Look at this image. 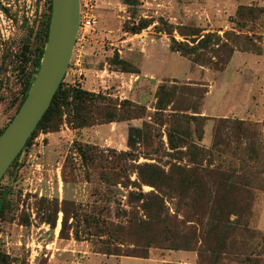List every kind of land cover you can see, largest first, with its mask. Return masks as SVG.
<instances>
[{
	"label": "rangeland",
	"instance_id": "rangeland-1",
	"mask_svg": "<svg viewBox=\"0 0 264 264\" xmlns=\"http://www.w3.org/2000/svg\"><path fill=\"white\" fill-rule=\"evenodd\" d=\"M91 3L94 25L77 35L73 53V60L80 55V73L70 63L62 87L100 94L117 108L118 119L126 120L76 130L64 111L56 131L35 133L0 180V254L5 264H122L127 257L94 252L100 243L83 218L101 217L126 226L131 207L144 219L140 206L148 204L151 193L163 201L162 233H152L155 238L147 249L151 264L173 261L180 253L192 255L197 264H264V16L240 23L236 17L240 6L264 7V0ZM49 4L51 0H0V131L14 116L31 76L41 43L37 34ZM142 19L150 22L146 29L138 34L125 31ZM166 31L190 46L199 36L222 38L227 33L233 52L221 71L213 69L219 59L210 50L209 64L200 66L170 51ZM240 34L250 41L234 39ZM115 58L138 73L119 72ZM98 70L107 79L97 85ZM106 71L114 74L108 77ZM160 87L174 94L172 103L162 102V110L156 98ZM209 92V100L236 97L243 108H228L233 113L226 112V117H221L224 108L206 113ZM173 103L183 111H172ZM174 117L181 120L178 125L171 124ZM120 123L128 127L116 128ZM130 128L148 137L132 150L126 144ZM84 145L92 162L79 156L77 148ZM197 149L201 153L195 157ZM123 152L134 161H125L128 171L122 176L133 182L136 170L129 165H154L165 174L159 192L105 181L117 170L115 157ZM193 171L200 184L196 188L188 184ZM193 188L197 193L191 194ZM223 218L231 230L216 225ZM173 235L186 237L193 250L169 249ZM127 238L128 244L120 246L123 251L135 248ZM215 238L225 244L210 254ZM134 259L139 263L133 264H148L143 261L147 259Z\"/></svg>",
	"mask_w": 264,
	"mask_h": 264
},
{
	"label": "trees",
	"instance_id": "trees-1",
	"mask_svg": "<svg viewBox=\"0 0 264 264\" xmlns=\"http://www.w3.org/2000/svg\"><path fill=\"white\" fill-rule=\"evenodd\" d=\"M48 15L46 16V20L41 25V31L38 32L39 41H41L40 46L36 49L35 56L32 61V72L31 76H29L24 83L23 93L21 95V99L19 104L16 107L15 113L19 109L23 100L26 97V94L30 88V85L37 73L39 68V62L41 59L43 47L46 42L48 25L50 19L51 12V4L48 7ZM264 16V7H243L240 6L237 9L236 17L240 22L248 21L253 22L259 17ZM150 25L149 21L144 19L140 20L135 28H130L129 30H125L130 34H138L143 29H146ZM165 34L170 36V51L179 53L184 57H188L190 61L194 64L205 66L208 65L210 60L206 58L207 51L210 50L214 55L218 54L219 61L215 62L216 68H213L216 71H221L226 65L232 54V47L228 45V34L223 33V37L216 34H205L197 37L194 41L191 42V46L184 42H178L171 37V31H166ZM191 36H197V34L193 33ZM234 39H241L243 43L246 41H250L249 36L247 35H234ZM216 47V48H212ZM236 47V46H235ZM212 48V49H211ZM254 51V50H252ZM256 52V50H255ZM259 50H257V54ZM225 54L224 58H220L219 55ZM223 56V55H222ZM216 56H214L215 58ZM113 62L119 66V72L122 73H134L138 72L131 68L127 62L115 58ZM217 65H221L218 67ZM157 98V109L162 110V102L166 101L167 104L172 103L174 99V94L171 90L165 89L164 87H160L156 93ZM106 98L102 97L100 94L95 95L86 90L80 89L78 87H67L63 88L62 83L58 87L48 110L43 115L42 119L38 123L35 131L32 133L31 137L28 139L25 147H27L31 140L33 139L35 133L39 130H42L44 134L48 132H53L57 130V120L61 118V115L64 111H67V115L69 116V122H71L74 129L79 130L85 127H90L93 125L107 124L112 122H121L126 119L119 118L118 119V111L117 108L114 107L110 101L107 103ZM126 102L123 103V105ZM172 111L179 112L183 111L178 106H172ZM191 109L192 108H188ZM15 115V114H14ZM13 118V117H12ZM11 118V119H12ZM183 118V117H181ZM9 120V122L11 121ZM194 119V118H192ZM181 120L178 117H174L171 124L178 125ZM8 122V123H9ZM226 122V121H223ZM7 126V125H6ZM5 126V127H6ZM4 127V128H5ZM4 128L0 131V134L4 130ZM216 131V130H215ZM169 139V143L171 144V136L170 133L167 135ZM147 133H144L143 130L130 128L127 135V147L132 150L136 143H144L147 141ZM217 146L216 141L213 143V148ZM84 147V149L82 148ZM77 151L79 156L85 162H92L93 157L91 154H88L90 151L87 145L78 146ZM198 153H194L195 157L200 155L201 150H196ZM131 154L120 153L117 157H115L117 161V165L114 167V172L110 174V177L104 178L107 183L111 185H121L123 187L133 186L136 188H141L142 185L150 186L154 188L157 192L160 191V185L163 184V179L165 178V174L154 165L150 164H141V165H129L130 167L136 170V179L133 182L129 181L128 176H122L123 173L128 171V166L125 164V161H134V159H129ZM132 157V156H130ZM17 161V158L12 162L10 167H12ZM197 164V163H195ZM129 167V168H130ZM193 179L188 180V184L192 187H197L199 184V180L197 178L196 171L191 172ZM103 179V180H104ZM196 182V183H195ZM195 187V188H196ZM232 190H237L235 186H230ZM195 188L191 189V194L197 193ZM134 195V194H130ZM151 199L148 204L142 203L140 206L142 212L144 213V219L137 218V215L134 214L135 208L131 207L129 212V217L127 219L126 226H122L119 224H114L112 222H108L104 218H95L93 216H84L83 222L87 226L90 225L93 230V236L98 238L100 243L99 247L95 249V253L106 255V256H124V257H132V258H140L147 259L148 252L147 249L150 247L153 237L152 233L160 234L162 232H158V227L162 224L161 216L163 209V201L160 197L150 194ZM247 196V195H246ZM249 211L248 208L245 209L244 213L247 214ZM2 212V207H0V214ZM136 213V212H135ZM229 215V214H228ZM218 224L221 225L222 230L224 232L231 230L227 227V221L225 218L217 221ZM62 231V230H61ZM151 234V235H150ZM74 237L77 238V232H75ZM127 237H131V245L135 248L133 250H121L120 246L124 244H128L125 239ZM104 238V239H103ZM155 238V237H154ZM179 239V243L176 244L175 240ZM193 239V238H192ZM214 247L211 249L210 254L217 253V249L219 246H224L223 241H219L217 238L214 240ZM168 249V248H167ZM169 249L179 250V251H191L193 250L191 247V243L187 240V238L180 237L179 235H173L171 240V245H169ZM199 257H201L199 255ZM6 258L4 255L0 254V264H5Z\"/></svg>",
	"mask_w": 264,
	"mask_h": 264
},
{
	"label": "water",
	"instance_id": "water-1",
	"mask_svg": "<svg viewBox=\"0 0 264 264\" xmlns=\"http://www.w3.org/2000/svg\"><path fill=\"white\" fill-rule=\"evenodd\" d=\"M80 23V0H51L39 68L19 109L0 134V180L25 147L64 79Z\"/></svg>",
	"mask_w": 264,
	"mask_h": 264
},
{
	"label": "crops",
	"instance_id": "crops-1",
	"mask_svg": "<svg viewBox=\"0 0 264 264\" xmlns=\"http://www.w3.org/2000/svg\"><path fill=\"white\" fill-rule=\"evenodd\" d=\"M234 57H236V55H234L232 59H234ZM94 72H96V71H94ZM106 72H107V76L108 77H110L112 74H114V72H110V71H106ZM97 76L100 77L101 80L100 81L94 80V83H96L98 85V84H101L102 82L103 83L106 82L107 78L104 77V72L103 71L98 70L97 71ZM209 95H210V92L207 94V97L205 98L206 99L205 103L208 104V107L206 109V113H208L210 108L213 109V110H216L218 108H224V111H223V114H221V117H226L227 116V114H225L226 112L233 113V112H236L237 110L243 108V107L241 108V104L239 103V100L236 97H234V98L231 97L228 100H225L224 98H220V99L216 98L214 100H209L208 99ZM228 108H234L235 110H233V112H232V110L228 109ZM242 114L246 115L247 112L246 111L245 112L242 111ZM241 116L243 117L244 115H241ZM205 117L211 118L213 116L210 115V114H208V115L206 114ZM102 127H110V126H102ZM115 127L116 128H120L121 130H123L125 127H128V126H126V124L120 123V124H115ZM207 133H208V131H207ZM263 207H264V195L261 198L260 214H261V212L263 210ZM143 261H144V263H148V264H151L153 262V260L151 258H149L147 260H143ZM121 263L122 264H133V263H139V262L137 260H135L134 258L132 259V258H128L127 257V258L123 259L121 261ZM160 264H197V263H196V258L193 257L192 255H188V254H185V253L184 254L180 253L179 257L177 259H174L173 261H166L165 263H163L161 261Z\"/></svg>",
	"mask_w": 264,
	"mask_h": 264
},
{
	"label": "built area",
	"instance_id": "built-area-1",
	"mask_svg": "<svg viewBox=\"0 0 264 264\" xmlns=\"http://www.w3.org/2000/svg\"><path fill=\"white\" fill-rule=\"evenodd\" d=\"M93 6L91 3V0H80V23H79V29H78V34L79 33H84L85 31H87L88 29H91L94 25V16H93ZM77 39V38H76ZM76 44V43H75ZM74 51H75V47H74ZM73 51V53H74ZM80 55L74 57L73 60V54H72V58L70 61L71 65L70 66H74V67H78L77 70H75L74 72H78V74L80 73Z\"/></svg>",
	"mask_w": 264,
	"mask_h": 264
}]
</instances>
